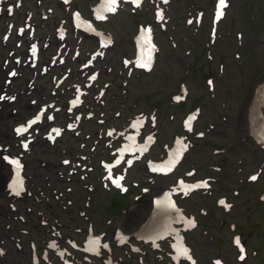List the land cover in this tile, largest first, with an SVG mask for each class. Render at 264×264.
<instances>
[{"label": "rangeland", "instance_id": "1", "mask_svg": "<svg viewBox=\"0 0 264 264\" xmlns=\"http://www.w3.org/2000/svg\"><path fill=\"white\" fill-rule=\"evenodd\" d=\"M51 1L46 0L47 3ZM90 1L95 2L96 0H75L76 4H73V7L80 8L88 15ZM152 1L155 0H147V6L142 11H138L136 15H131V10L126 8L118 15L119 19L115 26L112 24L111 29L106 27L114 34L117 41L114 49L108 52V57L111 60L110 65L114 64L112 66L117 71L112 73L113 75H109L112 78H115L116 74L119 75L117 84L112 85L106 93L108 104L99 102L96 105L97 102H94L93 97H90L89 100L95 106L96 118L82 123L80 129L85 131L79 137L74 136V133L66 134L56 145H50L40 135L37 142L31 145L32 151L30 150L31 152L29 151L25 155V160L28 163L29 187L26 197L23 200H12L6 190L0 191V212L9 216L7 219H0L2 229H6L8 224L11 227H17L16 229L37 225L31 214H28L27 218L32 216V221L25 224L27 218L19 219V212H13L11 205H15L21 212H26L47 210L46 203H49L51 208L57 212L65 213V217L66 212L71 210H61L63 206H66L65 199H72L74 204L75 202L82 204L84 191L81 189L83 183L78 182L76 186L68 185L59 177L57 173L64 171L60 163L62 158L78 152V148H81L80 144L85 142L84 137L87 135L93 136V139L100 138L101 132L104 135V131L109 125H126L128 116L142 111H160L157 126L151 127L157 137L151 157L161 158L166 154L167 149L175 143L176 136L189 135L190 149L179 167L178 175L182 176L190 169L196 168L198 175L195 178H203L210 175L209 166L215 165L222 170L216 177L222 181V188L227 187V190H221L220 186L213 185L214 195L218 198L227 196L228 200L236 205L233 215H225L221 209L216 208V196L205 200L199 196L204 195L201 194L202 192L193 195L199 197L189 199L190 201L187 200L184 203L191 212L195 213H198L199 208L216 210L214 218L202 220L201 226L197 230L187 234L200 264H210L211 258L218 255L216 247L208 240L211 235L204 236L202 228H213L218 232L222 242L216 238L215 244L222 245L223 248L219 249L222 251L220 253L229 260V264H237L235 262L237 251L232 242L233 237L238 233L244 236L243 240L248 243L250 251L252 250L247 262L243 264H264V204L259 200L262 191H264V149L251 137L249 112L250 99L255 95L257 89L264 85V0H228L227 12L218 26L215 42L211 41L209 35L215 0H172L166 11L171 19L168 33L157 31L162 52L154 71L150 74L134 75L128 87V95L122 96L117 103L109 104L110 97L122 90L119 86V82L123 79L120 59L125 56L124 54L131 55L132 53V36L136 30L135 22L138 25L153 21ZM49 8L54 9L53 13L48 11ZM49 8L45 6L44 2L36 6V0H25L24 7L20 10L18 23H24L27 12H38L35 16L38 21L37 36L42 31V27L46 26L51 31V41L55 43L54 48H57L59 43L55 41L56 26L60 20L62 22L63 19L68 20L70 12L68 9L59 7L57 3L51 4ZM42 10L48 14V20L41 16ZM199 11L204 15L203 23L188 25L186 20L195 16ZM1 26L3 24L0 22ZM47 32V30H43L42 34H47ZM2 33L3 29L0 30V41ZM170 35L176 41L173 42L175 48H172L170 43ZM93 45L92 40L84 42L85 50H90ZM9 50L10 48H3L0 42V71L3 60L8 57ZM25 50L24 47L21 49V51ZM45 50V54L49 53L51 46ZM209 57H212L213 60H209ZM69 64L72 65L71 62ZM19 70L25 73L30 69L28 70V67L23 65ZM5 76L6 72H1L0 97L4 99V93L7 90L16 98V102L11 105L5 102L0 103V144L9 148L0 152V170L6 174L7 183L10 176L9 166H6L2 161V155H17L21 152L20 139L15 138L12 132L13 127L25 122L35 113L39 105L32 104L34 100H37L38 103H46L53 100L54 97L51 94L52 83L48 76L40 77L38 83L42 85L34 90L32 88L35 84L27 87V81H23L22 78L13 81V88H3L1 86ZM206 76H211L208 78L214 79V90L207 86L206 78H204ZM71 77L81 78V75L73 74ZM184 84L187 86V91L183 92L187 101L180 107L172 102V96L181 94L183 87L179 88V86ZM18 86H22L25 91L19 90L18 93ZM63 89V91L62 89L59 91L61 101L65 94L69 93L66 87ZM127 98L128 101H126ZM134 99H136V104H131ZM113 104H116L120 110L125 109V113L121 112L120 117H117ZM14 106L15 111H13ZM130 111L131 113H129ZM195 111L200 113L195 131L186 133L182 130V120L189 113ZM8 115L11 117L6 118ZM99 117L106 120L104 127L98 125L96 120ZM201 132L205 134L203 139L198 137ZM87 144L89 148H81V150L89 151L95 146L93 141H87ZM107 153L102 156L100 147L95 150L98 159L104 158ZM139 166L141 165L137 167ZM260 168H263V173L259 181L255 184L249 183V176L258 173ZM97 170L100 171L98 168ZM95 177L96 171L90 174L89 183H94L96 179L93 181L91 178ZM173 178L174 176L158 179L156 188L170 184V180ZM39 186H42L45 197L39 194L37 190ZM67 186L72 187L73 191L68 192ZM238 189L240 196H234V191H238ZM61 192L67 198L62 197ZM114 195V193L103 192L101 186L96 185V190L89 192L90 206L88 210L90 215L98 221L105 220L112 215H120L127 229L134 230L141 223L143 215L140 212L141 206L149 204L151 198H144L138 204H134L132 198H125L123 207L119 209L111 205ZM39 197L44 200L42 205L35 204ZM122 209H126L127 214H123L120 211ZM222 220H227L226 225L221 224ZM232 223H236L235 230L231 227ZM254 223H256V227L253 226ZM254 227L255 229H253ZM11 250L13 252L11 261L31 264L29 255L25 256L22 254L23 252L19 253L12 243ZM28 252L30 253L29 250Z\"/></svg>", "mask_w": 264, "mask_h": 264}, {"label": "flooded vegetation", "instance_id": "2", "mask_svg": "<svg viewBox=\"0 0 264 264\" xmlns=\"http://www.w3.org/2000/svg\"><path fill=\"white\" fill-rule=\"evenodd\" d=\"M38 189L40 190V188ZM61 214L62 220L50 210L43 214L34 212L33 216L37 225H34V227H21L19 229H16L17 227L6 228L10 231L3 230L0 224V246L3 248L0 251L2 253L0 254V264H24L17 263L15 260L11 261L13 256L11 243L15 248L16 242L19 245V248L17 247L16 250L19 253L23 252L22 254L25 256L29 255L31 264V245L36 247L34 253L38 259V264H186L185 261H182V258L177 259L172 255L170 244L168 243L164 244V248L158 252H154L148 247L143 250V245L138 241V238L133 240L134 231L136 233L139 227H136L132 231H129L126 226L123 227V233L129 237L128 242L126 239L124 242H119L116 238L115 230H106L100 225L99 221H93L94 227L91 228V232L94 235L100 233L106 235V239L112 241L114 253L106 259L101 254L99 257L97 256L96 258L86 260L80 253V249L87 245L88 235L90 233L89 222H87L85 216L76 212L67 211L65 217V213ZM0 216L2 219L8 218L3 212H0ZM41 219L46 220V226H42ZM31 221L32 216L28 222ZM51 224L55 225L51 226ZM115 238L116 242L114 241ZM51 241H53L58 249L64 250L67 256L66 260L60 261L55 257V252L53 253L54 256L50 259L43 258L44 253H50L52 251L50 246ZM72 241H75L78 245L76 249L72 248ZM135 246H140L142 250L138 251Z\"/></svg>", "mask_w": 264, "mask_h": 264}, {"label": "snow or ice", "instance_id": "3", "mask_svg": "<svg viewBox=\"0 0 264 264\" xmlns=\"http://www.w3.org/2000/svg\"><path fill=\"white\" fill-rule=\"evenodd\" d=\"M132 2L136 5V6H139L140 3L142 2V0H132ZM165 2H167V0H165ZM117 5H118V0H103V3H102V9L104 11H110V12H115L116 11V8H117ZM227 7V3H226V0H218V6H217V14H216V18L217 19H220L222 16H223V9ZM98 18L100 19H103L104 17L101 15V16H98ZM161 19H163V16L161 14L160 16ZM189 23H191V21H189ZM150 29H143L142 32L145 33V34H148V36L145 38V44L148 45V47L146 48V54L149 55V59H150V52L152 51V46L150 45ZM32 51L33 53H35L36 51V48L35 46H33L32 48ZM148 65V61L144 60L142 62H139L138 63V66L140 67H146ZM13 75H15V73H13ZM94 79V77H93ZM211 84V81L209 82ZM0 99H2V97H0ZM177 99H179V97H177ZM74 104L77 103V101H74L73 102ZM195 117H192L190 119H194ZM37 119H39V117H37ZM49 119H51V117H49ZM36 121L33 120V121H29V124H28V127H31L32 124H34ZM187 126L189 127V130H191V126H190V123L187 124ZM28 130L27 127H20V128H17L16 129V132L17 134H21L23 132H26ZM53 132L56 133V135H59L60 134V130L59 129H53ZM50 138H53L54 137H50ZM25 148L28 147L27 143H25L23 145ZM7 159V158H5ZM11 163L15 164L16 165V175H17V180H15L13 182V191L16 195H19L20 192L23 190V181L21 179H19L20 177V169L22 168V165L20 164L19 160H11L10 161ZM175 161H173L174 163ZM64 163H69V161H65ZM117 163H119V161H117ZM131 163V162H129ZM171 167H172V164H166L163 166V168H167V170H171ZM155 170V169H154ZM111 178V177H109ZM123 177H119L117 179H115L113 181V183H115L117 185V187H120V184H119V180H122ZM252 180H255L256 179V176H252L251 177ZM189 189L191 188H199V187H207V183L204 182L202 184H197V185H190L188 186ZM187 194V193H185ZM221 204H224L225 202L223 200L220 201ZM172 207H174V205H172ZM226 207H230V205H226ZM189 224L192 226V227H195V223L193 221H189ZM123 242V241H121ZM90 243L93 245V250L96 249V246L98 245V241L97 240H92L90 241ZM236 243L239 244L240 241H239V238L236 239ZM104 247H107V245H104ZM176 247V251H177V259H179L180 257H186L188 259H191V257L189 256V250L187 248H185L183 246V244H179V246H175ZM242 251V249H241ZM2 254V253H0ZM98 254V252H97ZM241 259H243V256L240 257ZM194 264V262H193ZM216 264H220V262H216Z\"/></svg>", "mask_w": 264, "mask_h": 264}, {"label": "bare ground", "instance_id": "4", "mask_svg": "<svg viewBox=\"0 0 264 264\" xmlns=\"http://www.w3.org/2000/svg\"><path fill=\"white\" fill-rule=\"evenodd\" d=\"M1 74V71H0ZM256 99L257 94H255L251 99L249 103V112H250V123L252 122V118L256 115ZM10 116H6V118H9ZM259 125L260 121H256L254 125H251V129L255 136H258L259 133ZM260 179V178H259ZM258 179V180H259ZM7 181L6 174L0 170V191L4 188L5 183ZM159 208V207H157ZM154 206L152 204V201L149 204H145L141 206L140 212L143 214L141 217V225H139V229L136 231L138 236H144V235H154L159 236L163 234L164 228L159 227L161 223V217L160 215H156L158 213V209L154 211ZM140 215V214H139ZM138 215V216H139ZM166 229V228H165ZM168 233V232H167Z\"/></svg>", "mask_w": 264, "mask_h": 264}]
</instances>
